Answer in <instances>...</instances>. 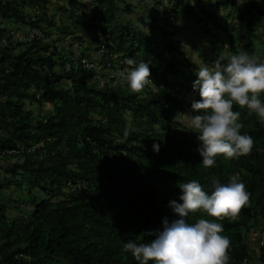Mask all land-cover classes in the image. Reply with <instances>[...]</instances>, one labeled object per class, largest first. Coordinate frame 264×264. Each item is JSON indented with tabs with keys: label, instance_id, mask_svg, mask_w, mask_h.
<instances>
[{
	"label": "trees",
	"instance_id": "trees-1",
	"mask_svg": "<svg viewBox=\"0 0 264 264\" xmlns=\"http://www.w3.org/2000/svg\"><path fill=\"white\" fill-rule=\"evenodd\" d=\"M86 1L92 5V20L104 25L95 50L107 44L109 52L98 62L106 74L76 57L80 52L96 60L84 45L94 26L78 15L81 0L56 1L58 10L79 25L80 35L69 25L58 26L49 8L54 0H0V23L40 32L29 43L0 28V151L18 150L0 154V160H15L0 163V174H10L0 178V264H137L123 243L149 242L155 238L149 233L162 229L163 217L174 218L169 201H179V183L197 180L210 191L213 177L226 183L232 174L249 193L237 218L197 211L189 222L205 218L222 225L220 234L230 241L227 264H264V244L257 255L250 244V232L264 221V123L234 104L240 131L253 139L252 150L238 158L218 156L214 167L204 168L197 133L174 119L200 99L193 89L197 66L180 43L161 31L156 18L126 21L124 15L136 11L129 0ZM169 3L175 13L188 18L199 13L206 23L212 20L226 30L230 54L224 55L221 46L219 55L247 52L264 60V0H246L242 7L238 0ZM229 7L236 10L223 24L217 12ZM53 28L72 42L65 46L64 40L53 39ZM75 40L79 50L72 49ZM129 57L150 61L152 80L142 93H131L127 82H97L102 74L113 81L118 69L126 75ZM28 103H49L53 110L38 116ZM154 142L161 145L158 153ZM11 187L27 193L21 201L29 212L15 218L9 211L20 202L5 192Z\"/></svg>",
	"mask_w": 264,
	"mask_h": 264
},
{
	"label": "clouds",
	"instance_id": "clouds-1",
	"mask_svg": "<svg viewBox=\"0 0 264 264\" xmlns=\"http://www.w3.org/2000/svg\"><path fill=\"white\" fill-rule=\"evenodd\" d=\"M190 2L195 4V0ZM125 63L131 66L126 73L129 90L134 94L142 93L152 80L150 61L144 59L137 63L129 57ZM197 64L193 89L198 90L200 99L191 103L193 114L185 123L197 133L200 163L204 168H211L216 165L218 156L238 158L252 150L253 139L240 131V112L234 111L233 106L246 107L249 114L255 113L264 123V60L240 52L228 57L220 55L214 68ZM124 135H128L127 130ZM152 147L158 153L161 145L154 142ZM178 186L181 189L179 201H169L174 218L163 217L162 229L149 233L154 239L140 243L126 240L123 250L130 253L137 264H227L230 241L220 234L222 225L205 218L189 222V217L203 211L211 217L236 219L249 200L244 183L237 174H232L226 183L213 177L210 191L197 180Z\"/></svg>",
	"mask_w": 264,
	"mask_h": 264
},
{
	"label": "rangeland",
	"instance_id": "rangeland-1",
	"mask_svg": "<svg viewBox=\"0 0 264 264\" xmlns=\"http://www.w3.org/2000/svg\"><path fill=\"white\" fill-rule=\"evenodd\" d=\"M56 1L57 0H54V3L50 4L49 8L50 14L55 16L58 26L69 25L72 30L76 31L77 35L82 34L81 31H78L79 25L76 24L75 20H72L69 16H67L65 12L58 10ZM206 1L209 3L213 2V0ZM217 1L218 0H214V2ZM129 2L133 4L136 11L134 13L125 14V20L131 21L132 23L136 24L138 22V17H144L147 22H154V18H156V25L161 28V31H167L169 33V39L175 41L176 43H180L183 52L186 54L192 64L195 67L197 66V68L194 69L195 73L198 69L197 63H203L210 68H214L215 62L219 59L220 56L219 48L221 46L224 47V55L230 54V47L227 42L226 30L218 29L214 25L212 20H208V22L206 23L204 21L206 19H201L199 13H197V16L194 18H188L185 14L175 13L173 8L171 7V4L169 3V0H163V5L159 4L156 0H129ZM66 3L67 1L63 2V4ZM243 4L244 3H239V6L242 7ZM80 8L81 9L78 12V15L83 17L88 25L94 26L91 29L90 34L84 36L86 42L84 45L90 46L92 56L97 60V62H101L103 57L99 55L95 50V47L98 45V40H96L95 37H101L100 29L104 25L102 23H98L96 20H92V5L88 1L81 0ZM27 9L30 13L34 14L31 9ZM235 10L236 9L232 7L220 9L217 12L218 20L224 24L225 20H228L227 16L229 15V13L231 11L235 12ZM229 20L232 22L233 18L230 17ZM206 25L208 28H211L212 31H207L205 29ZM19 26V24L17 25L6 20H3L0 23V28H4L9 32L17 29ZM142 27L146 30L147 24L145 23ZM53 30V39L57 41L64 40L65 46H68V44L72 42V37L70 35L65 36V34L61 33L55 28H53ZM158 37L159 36L157 35V38ZM79 47L80 43L75 40L72 49L79 50ZM203 57H205L206 59L203 60ZM108 72L110 73V71ZM103 74L99 77V79H97V82L101 85L110 83L116 85L126 82V75L117 76L112 81L111 75L106 76ZM27 108L33 109L36 115L43 116L49 112H52L53 105L49 103H45L44 105H39L37 103H28ZM192 114V108L186 106L183 110H180L178 112V115L174 119L178 122H181L182 124L187 125L185 121L189 120ZM14 161V159H12L11 161L0 160V163L8 166ZM9 175L10 174L2 170L0 178L3 179L5 176ZM5 192L20 202L19 208H13L9 211L10 217L15 218L29 212V209L25 206V202L21 201V199L26 198V192L21 193L16 187L6 189Z\"/></svg>",
	"mask_w": 264,
	"mask_h": 264
},
{
	"label": "built area",
	"instance_id": "built-area-1",
	"mask_svg": "<svg viewBox=\"0 0 264 264\" xmlns=\"http://www.w3.org/2000/svg\"><path fill=\"white\" fill-rule=\"evenodd\" d=\"M10 34L16 40H21V41H25V42H29V43L33 42L35 39H38L40 37V32L36 28H30V29H26V30L15 29V30H12L10 32ZM99 46H100V48L98 50V54L101 55L102 57L105 56V55L107 56V53L109 52L107 44L106 43H102ZM76 57H77L78 61L80 60V62L85 67H87V68H95V69L99 70L100 74L107 70L103 66L99 65L96 60H90V59H88L86 57L81 56L80 52H78L76 54ZM113 74L116 75V76H121L122 74H125V70L124 69H118ZM17 152H18V150H15V149L12 150L11 149V150L0 151V154L5 156V155H9L11 153H17ZM257 231H259L261 233L260 243L264 244V221H263V223L260 226H258V228L252 229V231L250 232V235L255 233V232H257ZM246 262L247 261H245V263Z\"/></svg>",
	"mask_w": 264,
	"mask_h": 264
},
{
	"label": "crops",
	"instance_id": "crops-1",
	"mask_svg": "<svg viewBox=\"0 0 264 264\" xmlns=\"http://www.w3.org/2000/svg\"><path fill=\"white\" fill-rule=\"evenodd\" d=\"M260 239H261V234L258 231L250 235V244H251L252 251L255 255H257L258 253Z\"/></svg>",
	"mask_w": 264,
	"mask_h": 264
}]
</instances>
